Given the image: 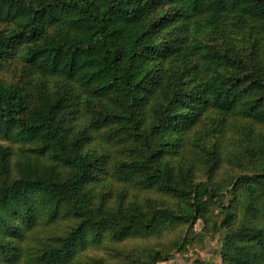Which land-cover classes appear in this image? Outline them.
<instances>
[{
  "label": "trees",
  "instance_id": "1",
  "mask_svg": "<svg viewBox=\"0 0 264 264\" xmlns=\"http://www.w3.org/2000/svg\"><path fill=\"white\" fill-rule=\"evenodd\" d=\"M203 16L212 22L229 16L237 25L249 20L264 22V0H0V20L17 22L9 31L0 30V69L15 58L22 44L32 43L35 50L28 62L33 73L75 80L92 96L106 97L114 107L100 113L94 128H119L120 141L142 145L144 156L153 162V173L134 159L113 168L112 175L122 182L142 176L143 188H153L160 181V190L187 198L184 219L190 230L197 220L205 222L208 197L220 192L201 181L183 190L176 185L175 165L162 162L165 155L174 153L166 149L170 144L166 136L183 146L186 135L194 132L208 110L230 113L252 93L255 97L251 96V104L242 113L264 124V74L246 70L243 60L227 50L207 51L204 58L231 67V71L211 75L196 71L195 63L188 68L195 55L187 43L190 26ZM174 58L182 65L178 71L157 65L170 64ZM145 95L153 98L149 109L153 121L144 126L136 103ZM28 100L21 84L0 82V134L11 142L44 140V148L53 151L56 166L68 168L71 175L52 179L24 172L0 185V264L17 263L19 241L30 233L37 211L45 207L53 206L56 215L59 205L65 203L67 213L81 219L61 243L40 252L38 264H75L76 255L88 245L102 242L105 232H112V239L119 241L164 219L156 213L146 219L137 207L121 218L115 212H99L91 190L109 175L107 161L69 150V99H48L47 109L36 108L32 116L24 117ZM9 154L8 148H1L2 174L7 172ZM214 159L217 165L218 158ZM244 181L252 188L251 195H257L250 200L249 209L255 218L261 210L264 213V174ZM201 193L208 197L203 199ZM261 228L250 235L253 243L248 255L264 263V226ZM158 256L164 255L159 251Z\"/></svg>",
  "mask_w": 264,
  "mask_h": 264
},
{
  "label": "rangeland",
  "instance_id": "2",
  "mask_svg": "<svg viewBox=\"0 0 264 264\" xmlns=\"http://www.w3.org/2000/svg\"><path fill=\"white\" fill-rule=\"evenodd\" d=\"M16 24L14 19L0 20V30L9 31ZM187 43L195 54L188 68L195 63L199 67L196 71L211 75L213 71H231V67L218 66L204 58L207 51L227 50L243 60L246 70L264 74L263 21L249 20L237 25L229 16L215 22L205 16L198 17L190 26ZM34 50V44H22L15 58L0 69V82H16L25 88L29 100L24 117L32 116L36 108L47 109L48 99L58 96L69 99V150L82 157L105 158L107 161L109 175L91 190L94 206L101 213L115 212L119 218L135 207L146 219L154 213L164 215V219L154 222L152 228L119 241L112 239V232H105L102 242L88 245L76 255L75 264H264L248 255L253 243L250 235L256 228L264 226V213L261 210L254 218L249 212L250 200L256 199L257 195H251L252 188L244 181L264 174V124L257 122L252 115L242 113L255 94L241 100L230 113L208 110L194 132L186 135L183 146L174 144L175 139L166 136L167 141L170 139L166 149L174 153L165 155L162 162L175 165L176 185L183 190L201 181L220 192L210 198L201 193L203 199L208 197V216L205 222L197 220L190 230L189 221L184 219L188 212L187 198L160 190V181L155 182L153 188H143L142 176L131 182H122L112 175L113 168L134 159L142 161L145 171L149 169L153 173V162L144 156L142 145L120 141L119 128H94L100 113L107 111L109 106L114 107L111 102L106 97L92 96L78 81L33 73L28 57ZM157 65L164 70L169 66L170 71H178L182 66L177 58L170 64L159 62ZM152 99L145 95L136 103L140 119L144 118V126L153 121L149 110ZM44 147L42 139L29 143L11 142L0 134V150L8 148L10 152V161L5 167L7 172L0 173V185L24 172L52 179L69 177L71 171L57 167L53 151ZM215 157L218 158L217 165L213 164ZM230 188L238 192H231ZM54 214L53 206L37 211L30 233L19 241L20 259L16 264H38L40 252L61 243L64 235L73 232L81 219L68 214L65 203H61ZM159 251L166 257H157ZM154 256L157 258L155 263Z\"/></svg>",
  "mask_w": 264,
  "mask_h": 264
}]
</instances>
